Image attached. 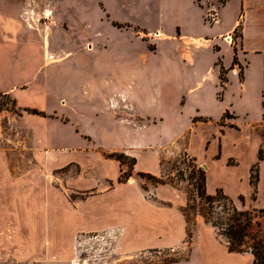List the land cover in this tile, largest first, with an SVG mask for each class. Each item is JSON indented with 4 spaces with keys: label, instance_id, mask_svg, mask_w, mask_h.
Segmentation results:
<instances>
[{
    "label": "rangeland",
    "instance_id": "obj_1",
    "mask_svg": "<svg viewBox=\"0 0 264 264\" xmlns=\"http://www.w3.org/2000/svg\"><path fill=\"white\" fill-rule=\"evenodd\" d=\"M225 1L0 0L7 28L6 35H0V76H5L3 87L14 86L10 92L0 90V161L5 172L19 177L32 171L35 135L25 114L64 124L50 112L31 114L27 110L33 108L26 104L43 95L50 107L69 114V108H61L53 98L72 99L77 102V121L97 123L98 143L122 148L140 141L152 150L149 154L165 156L159 175L135 174L132 184L149 201H155L152 192L161 186L176 192L187 222L184 241L176 247L133 248L125 242L128 232L117 225L119 217L127 215H115L113 226L110 215L89 214L101 201L92 198L94 190L72 192V227L80 223L75 211L83 207L87 221L102 223L101 228L74 232L71 246L58 248L52 261L40 256L0 264H235L219 253L209 258L213 246L203 253L210 260L203 262L197 255L194 231L200 213L222 223L228 217L222 200L211 204L199 197L202 173L208 175L210 191L219 188L238 210L252 215V231L240 253L250 261L242 264H253V246L261 253L259 264H264V108L261 101L242 96V67L235 57L241 29L229 37L220 35L230 28L240 3ZM85 25L91 29L85 30ZM110 98L115 99L119 118L129 119L132 127L107 124ZM94 113L101 117L95 119ZM99 152L105 158L122 154ZM153 159L151 155L148 164L145 157L141 167L150 169ZM121 161L126 172L119 182L127 184L134 159L122 154ZM57 173H67L73 181L81 176L76 165ZM35 217L28 216L29 221ZM19 219L0 221V239L11 241L16 229L21 238L32 237L27 228L36 227V221ZM212 228L215 239L228 249L222 232Z\"/></svg>",
    "mask_w": 264,
    "mask_h": 264
},
{
    "label": "crops",
    "instance_id": "obj_2",
    "mask_svg": "<svg viewBox=\"0 0 264 264\" xmlns=\"http://www.w3.org/2000/svg\"><path fill=\"white\" fill-rule=\"evenodd\" d=\"M227 1L224 3L226 4ZM238 1L240 8L237 16L233 19L230 28L220 35L229 37V33L240 27L241 42L235 57L242 67L240 69V83L244 89L242 96L247 101H261L264 108V0ZM224 7L225 5L222 6ZM3 17L0 14V35H6V21ZM84 29L89 30L91 27L85 25ZM94 34L99 37L97 32ZM1 72L2 67H0ZM233 73L237 74V70L233 69ZM4 77L0 76V90L10 92L14 86L11 89L3 87ZM53 102L61 108L68 107L69 114L57 111L54 106L50 107L43 95L38 98V101L30 105L26 104L33 110L50 112L64 120L62 124L35 115L25 114L23 116L25 122L31 125L35 135L32 171L19 177H12L5 172L6 167L3 168V162L0 161V221L16 220L18 223L20 217L26 216L29 223L31 221L37 223L33 229L27 228V232L32 235L28 239L21 238L20 229H16L15 238L11 241L0 239V262L24 263L38 259L40 256L46 257V261H52L51 258L57 259L56 255H59L60 249L58 248L71 246L74 232L82 233L100 229L99 225L103 224L87 221L88 214L83 207L75 211L81 218L80 223H74L72 227L73 208L69 201V194L85 190H94L95 194L92 198L101 200L100 205L89 214L110 215L113 226L116 223L115 215H127L126 218L119 217L117 224L122 227V231L124 229L128 232V238L125 239L126 245L133 248L159 250L181 244L186 236L187 222L181 210L183 204L177 200L179 196L175 194L176 192L168 193L165 186H161L152 192L155 201H149L145 199L144 192L136 189L132 184L135 174L159 175L161 171L159 163L165 156L159 155L158 157L155 154H149L153 153L152 150L140 141H133L131 145L128 144L122 148H107L97 142L96 122L92 123L89 120L86 123L83 120L81 122L76 120L75 116H78L74 111L76 101L72 99L66 101L55 97ZM109 107L112 113L104 115L108 116L105 118L108 125L117 123L133 126L130 125L129 119L119 118L115 111V99L110 98ZM81 116L84 118L82 114ZM92 116L97 119L100 115L94 113ZM69 129H72L75 136L70 135ZM177 138L178 136L175 139ZM99 149L122 153L134 159L130 169L131 183L119 182L121 175L126 172L125 165L115 158L103 157ZM189 154L192 155L190 152ZM151 155L155 156V159L151 161L152 167L150 169L141 167L145 157L149 164ZM200 164L202 163L198 165ZM72 165L79 167V175H81L79 180L73 181L67 173L58 175L57 171ZM93 172L97 176L84 177V175H92ZM57 181L59 182L58 187ZM217 190L220 189L217 188L215 191ZM215 191L209 190L208 175H206V194L213 195ZM158 200L170 202L171 205ZM35 214L36 217L29 221L28 216ZM213 233L212 226L205 223L202 218H198L195 223L194 242L197 255L203 262L218 253L220 257L233 261L235 264H242L243 260L250 261L248 255L229 252L215 239ZM212 246L214 250L207 254L210 257L205 260L206 253H203L206 248Z\"/></svg>",
    "mask_w": 264,
    "mask_h": 264
},
{
    "label": "trees",
    "instance_id": "obj_3",
    "mask_svg": "<svg viewBox=\"0 0 264 264\" xmlns=\"http://www.w3.org/2000/svg\"><path fill=\"white\" fill-rule=\"evenodd\" d=\"M221 83L224 82L222 78H220ZM31 114H39L36 110H27ZM41 114V113H40ZM111 158H115L116 160L121 161L122 154H110L108 155ZM202 185L199 186V197L203 198L205 201L209 203H213L216 200H222L225 205H223V213L228 217L225 219L224 223L219 221H213L209 219L203 213H200L202 218L212 224L213 227L218 228L222 233L228 245V251L233 253H242L245 252L243 247L245 246V241L249 238L250 233L252 231V218L251 213L248 210L240 211L238 210L231 198L226 196L222 190H217L215 195H207L206 194V177L204 173L201 174ZM250 184H252V180L250 179ZM264 212V211H261ZM259 244V243H257ZM260 245V244H259ZM251 249V253L254 256L253 264L261 263V253L259 252V248L256 246L249 247ZM264 263V262H263Z\"/></svg>",
    "mask_w": 264,
    "mask_h": 264
}]
</instances>
